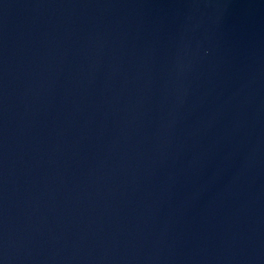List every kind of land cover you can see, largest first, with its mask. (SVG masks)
Returning <instances> with one entry per match:
<instances>
[{
    "label": "water",
    "instance_id": "obj_1",
    "mask_svg": "<svg viewBox=\"0 0 264 264\" xmlns=\"http://www.w3.org/2000/svg\"><path fill=\"white\" fill-rule=\"evenodd\" d=\"M0 264H264V0H0Z\"/></svg>",
    "mask_w": 264,
    "mask_h": 264
}]
</instances>
